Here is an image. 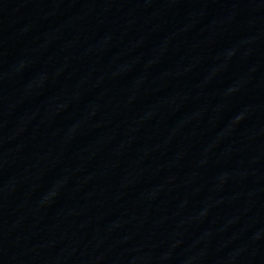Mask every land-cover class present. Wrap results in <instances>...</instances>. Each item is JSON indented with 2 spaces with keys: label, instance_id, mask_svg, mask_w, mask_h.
<instances>
[{
  "label": "water",
  "instance_id": "1",
  "mask_svg": "<svg viewBox=\"0 0 264 264\" xmlns=\"http://www.w3.org/2000/svg\"><path fill=\"white\" fill-rule=\"evenodd\" d=\"M0 264H264V0H0Z\"/></svg>",
  "mask_w": 264,
  "mask_h": 264
}]
</instances>
